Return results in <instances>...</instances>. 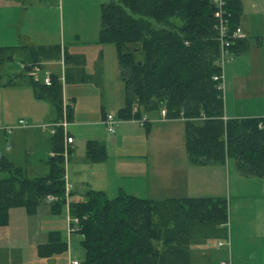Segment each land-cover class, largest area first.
Instances as JSON below:
<instances>
[{"label": "trees", "instance_id": "obj_1", "mask_svg": "<svg viewBox=\"0 0 264 264\" xmlns=\"http://www.w3.org/2000/svg\"><path fill=\"white\" fill-rule=\"evenodd\" d=\"M226 7L231 14L230 28L234 29L238 27L241 0H226ZM99 24L98 42L114 46L120 68L124 103L117 116L121 120H137L165 108L168 118L184 121L185 148L192 162L224 163L225 158H233L245 174L264 177V118H223L222 92L212 78L220 74V68L211 0H110L100 5ZM241 46L240 40L235 41L231 51L236 53ZM61 56L65 81L87 79L82 60L58 45L0 47V68L13 58L34 64ZM21 77L33 87L36 98L51 102L59 121L62 96L55 76L50 86H44L20 70L8 76V83ZM71 112L72 105H68L69 120ZM51 142L55 155L47 159V172L42 176L30 178L22 166L0 155V172L5 174L0 178V227L8 224L13 208L34 215L45 204L52 214L61 213L65 203L61 129L52 135ZM106 158L103 143H85L88 162ZM49 195L58 200L47 201ZM178 203L186 217H196L207 227L226 221V206L221 200L186 199ZM167 204L123 191L110 199L91 189L83 201L68 202L69 214L79 219L76 234L81 236L84 249L81 264H185L187 248L170 242L172 229L168 224L175 210L170 211ZM66 249L58 231L49 232L47 241L36 248L40 258L62 254Z\"/></svg>", "mask_w": 264, "mask_h": 264}, {"label": "crops", "instance_id": "obj_2", "mask_svg": "<svg viewBox=\"0 0 264 264\" xmlns=\"http://www.w3.org/2000/svg\"><path fill=\"white\" fill-rule=\"evenodd\" d=\"M16 1L0 0V29H2V32L0 30V38L2 37L0 47L58 45L68 55L79 57L82 60V73L87 79L81 84L88 83L87 81L91 79V74L87 72L86 61L89 54L93 52V57L97 61L99 60L102 69L109 58L113 65V76L120 77V71L116 73L114 69L115 60L117 62L115 48L110 49L98 42L100 24L96 30V37L87 38L89 30L81 33L82 35L74 32L72 40L66 42L63 35L62 11L59 9L57 27L59 43L37 45L35 41L38 40L36 39L46 34V22H44V26L38 25L36 28L32 24L31 16L27 17L23 12L28 11L33 5L48 7L47 3L52 5V2L22 0L21 2L25 3L21 4L24 6L20 10L23 11L21 18H24L23 22L26 23V27L24 30L21 28V31H16L19 24L13 18L11 19L14 17L12 14L15 13L11 3L15 4ZM104 2L98 1L99 15L100 5ZM60 7L62 8V6ZM37 11L38 18L42 17L45 20L46 13L43 12L42 15L40 8ZM40 22L42 21L37 19L35 24ZM238 26L242 30L244 38L240 39L242 46L236 50L232 62L229 61L230 65L223 73L224 88L228 93V89H234L231 103L230 100L228 102L227 97L224 101L223 118H264V0H241ZM12 29L15 31L13 32ZM11 39L18 41L19 44L7 42ZM44 64L51 70L61 71L64 62L61 56L56 61H45ZM117 67L119 68L118 62ZM18 73L7 74L0 69V87L2 89L10 88L17 92H27V129L18 125V121L23 120L22 117L18 118L17 123L14 124L4 122L7 123L3 126L6 148L5 153L0 155H4L15 164L22 166L24 170L27 168V176L28 173H33L32 177L42 176L47 172V159L55 154L51 142L52 134L48 129L43 130L40 126L56 121L57 116L48 99L35 97L34 89L28 81L26 82V79L21 77L14 83H8V76ZM71 83L79 84L74 81H64L60 84L62 103L68 101L72 105L70 120L67 117V127L70 126L71 131L69 129L67 131V127L66 131L73 137L74 143L69 148V155L64 161V180L67 185H70L68 202L83 201L88 189L102 191L106 195L116 194V196L123 191L129 195L156 202L167 201L168 209L175 210V213L170 216L168 224L169 229H172L169 236L170 242L179 243L187 248V262L183 261L185 264H222V262L226 264H264V177L245 174L242 172L239 162L233 158H225L224 163L204 160L192 162L185 148L184 121L180 119L159 120L158 112L146 115L149 122L145 126L139 125L135 120L126 121L118 118L119 126L110 137L103 131L97 132L93 128H85L84 125L102 128L103 118L107 112L102 107L100 117L80 124L83 117L80 116L77 109L73 111L77 93L75 91L65 93L64 90V84ZM105 84L106 82L102 79L99 88L105 89ZM112 85H115L116 89L118 88V84L113 83ZM116 91L117 94L120 92ZM122 101L124 103V94ZM122 106L123 104L120 107L117 106L115 111L118 112ZM62 117L61 113V119ZM135 124L140 126L136 129L141 133L143 129L145 131V146L140 150H136L133 142H127V139H134L133 136L128 135L132 131V127L136 126ZM8 125H11L12 128L10 132H8ZM24 135H27V151L24 150V146L18 143ZM151 138L158 139L154 142V147L153 145L150 147L149 140ZM88 140H96L103 143L105 147L115 148V153L110 156L106 148L107 158L103 162H88L85 159V143ZM122 144L128 147L124 154L116 152ZM41 150L42 155H38L37 152ZM17 156L24 157V162L22 163L18 159L21 162L19 164L13 160ZM113 158L116 160L113 161ZM35 172L41 174H35ZM253 194L255 204H251L249 200L241 201ZM186 199L223 201L226 206V221L214 224L213 229H208L205 222H201L196 217H186L184 208L180 207L178 203V201ZM209 204L211 203L209 202ZM251 205L255 206L254 211L253 208L251 209ZM47 208L43 209L44 213L54 215L50 212L49 206ZM205 217L206 220L209 219V217ZM51 231H58L61 235L59 230H50L47 234ZM62 235L61 239L66 242L67 249L64 253L58 254L61 256L60 260L62 259L65 264H70L73 260L79 261L72 252V235H69L65 229V239L62 238ZM210 237L216 240L215 243L205 244ZM227 238L229 248H226V245H217L218 242H226ZM41 243L43 242L35 244L36 255L37 245ZM6 244L7 242L0 238V248Z\"/></svg>", "mask_w": 264, "mask_h": 264}, {"label": "rangeland", "instance_id": "obj_3", "mask_svg": "<svg viewBox=\"0 0 264 264\" xmlns=\"http://www.w3.org/2000/svg\"><path fill=\"white\" fill-rule=\"evenodd\" d=\"M21 1L22 0H17L15 4L11 3V6L15 10V13L12 14L14 17H11V19L13 18L14 20H16V23L19 24V27H17L16 31H21V28L24 30L26 27V23L23 22L24 18H21L23 11H20L21 8H24V6H22L21 4L25 2ZM98 1L101 0H48L47 2H52V5H49V3H47L48 7H37L33 5L31 8L28 9V11L26 10V12H23V14L25 16L27 15V17L31 16L32 24L36 28H38V25L44 26V22H46V34L45 36L36 39L38 40L35 41L37 42V45H51L59 43L57 27L59 22L60 10L62 11L61 15L63 20V35L65 36L66 42L68 40H72L74 32L81 34L83 32H87V30H89L87 38L90 39V36H97L96 30L99 28V8L97 5ZM102 1L108 2L110 0ZM60 6H62V8ZM39 8L42 15L43 12L46 13L45 20L42 17L38 18L37 10ZM37 19L42 22L35 24ZM0 30L2 32V29ZM12 31L14 32L15 30L12 29ZM0 39H2V37ZM1 41L2 40H0V42ZM7 42H9L10 44H13L14 42H16L15 44H19L18 41L13 39ZM99 44L103 45L101 43ZM104 45L110 47V49H114V46L112 44ZM86 62L87 72L91 74V79L87 81L88 83L81 84V82H79V84H64L65 93H68V91H75L77 93V97L73 106V111L77 109L80 116L83 117L80 121V124H84V122L87 121L96 120L98 117H100L102 107L107 113L112 114L115 118L118 119L119 117L117 116V112L115 110L123 104L122 100L124 94V86L122 81L120 80V77H118V75L116 76L117 78L113 76V65L109 61V58L105 62L104 69H102V67L100 66L99 60L97 61L95 57H93V52L89 54V57ZM229 63L230 62L224 64L223 73L225 72V69L230 65ZM0 69H2V71L7 74L18 73L21 70L17 58H13L12 60H6ZM114 69L116 73L117 71H120L117 67L116 60L114 62ZM102 79H104V82H106L104 86L105 89L99 88ZM113 83L118 84L117 89L115 85H112ZM116 90L120 92L117 94ZM228 90L229 93L225 88H223L222 90L223 103L224 101H226V97L228 99V102L230 100V103L233 100L234 89ZM118 101L119 103H117ZM0 110V154H2L5 153L6 148V136L4 134L5 131L3 126L7 123L4 122L14 124L17 123L18 118L22 117V121L24 124L23 127L24 129H27V92H17L10 88L2 89V87H0ZM135 125L136 126L132 127V131H130L128 135L133 136L134 139H127V142H133L135 144L136 150H140L143 148V146H145V131L143 129V132L141 133V131L136 129V127L139 128L140 126H138L137 124ZM10 126L11 125H8V127ZM118 126L119 125H117V127ZM83 127L93 128L97 132L103 131L104 134L109 137L113 135L107 132L104 124L102 125V128L100 126L97 127L92 125H84ZM117 127L115 128V130L117 129ZM68 129L70 130V126L67 127V131ZM156 140L158 139L151 138L149 140L150 147L152 145L154 147V142ZM18 143L21 146H24V150L27 151V135L22 136ZM122 146L117 149L116 152L124 154V152H126L125 150H127L128 147L124 146L123 144ZM106 148L110 156L115 153V148L112 149L111 147L107 146ZM37 153L38 155H42V150ZM18 159H20L22 163L24 162V157L19 158L17 156L13 158V160L21 164ZM114 160H116V158H113V161ZM63 166H65V163L63 164ZM25 173L27 175V168L25 170ZM32 174L33 173H28V176L32 177ZM35 174L41 173L35 172ZM4 176L5 174L3 172H0V178ZM115 196L116 194L110 193L109 195H107V197L110 199L114 198ZM253 198L254 194L253 196H248L246 199H242L241 201L249 200L251 204H255V199ZM47 207V205L41 204L38 207L37 213L34 215H27L23 208H13L9 210V222L7 226L0 227V234H2V237L0 238H3L7 242L4 247L0 248V264H65L62 259L60 260L61 256L58 255H54L51 259L39 258L36 255L35 244L37 242L44 243L47 240L48 231L59 230L61 232V235L63 234L62 238L65 239L64 229H67V211L65 212L66 204L64 203L61 213L54 215H47L44 213L43 209H46ZM252 208L254 211L255 206L251 205V209ZM208 229H213V227H208ZM71 238L73 255L79 260V264H81L80 261H82L84 258V249L80 244L81 236L75 233L72 234ZM215 241V239H212V237H210L209 239H207L205 244L212 245L213 243H215ZM227 242L228 238L226 240V248H229Z\"/></svg>", "mask_w": 264, "mask_h": 264}, {"label": "built area", "instance_id": "obj_4", "mask_svg": "<svg viewBox=\"0 0 264 264\" xmlns=\"http://www.w3.org/2000/svg\"><path fill=\"white\" fill-rule=\"evenodd\" d=\"M211 4L214 8V18L215 24L214 29L217 34V41L219 43V58L217 60V65L220 68V74L213 76V80L218 82L217 88L222 92L224 88V78H223V67L224 64L228 63L233 59L234 53L231 51V46L235 41H238L244 38V34L240 27H236L234 29L230 28V18L231 14L226 7V0H211ZM21 71L25 72L26 75L32 79L33 82L44 85L50 86L53 83L52 76H55L58 82L63 83L65 81V73H64V64L61 67V71H54L45 66L44 63H34V64H25L19 62ZM71 105L68 101H63L62 103V119L60 121H52L44 123L40 126V128L48 129L49 132L53 135L56 133L58 129H61L63 133V151L61 155L64 158V161L68 157V149L74 143V139L70 136L67 131L66 127L68 124L67 121V106ZM136 108H134V111ZM159 120H171L167 116V111L165 108H161L158 112ZM139 125H145L149 122V118L146 115H143L141 118L135 120ZM119 120L115 118L112 114L107 113L103 118V124L106 127L108 133L113 134L116 130L115 128L119 124ZM18 125L23 127V121L19 120ZM12 130L11 127L8 128V132ZM69 190L70 185L65 183V204L67 207V233L69 235L75 234L78 230L79 219L77 217H72L68 211V197H69ZM49 202H55L58 200L57 197L49 195L46 198ZM229 245V241L227 242ZM218 246L226 245V242H218ZM70 264H79L77 260L71 261ZM222 264H226L222 262Z\"/></svg>", "mask_w": 264, "mask_h": 264}]
</instances>
